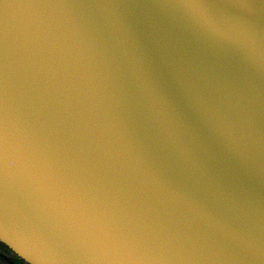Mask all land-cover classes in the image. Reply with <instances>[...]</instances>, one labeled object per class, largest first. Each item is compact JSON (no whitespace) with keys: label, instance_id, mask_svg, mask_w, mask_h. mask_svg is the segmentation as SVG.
Returning <instances> with one entry per match:
<instances>
[{"label":"water","instance_id":"1","mask_svg":"<svg viewBox=\"0 0 264 264\" xmlns=\"http://www.w3.org/2000/svg\"><path fill=\"white\" fill-rule=\"evenodd\" d=\"M0 239L264 264V0H0Z\"/></svg>","mask_w":264,"mask_h":264},{"label":"trees","instance_id":"2","mask_svg":"<svg viewBox=\"0 0 264 264\" xmlns=\"http://www.w3.org/2000/svg\"><path fill=\"white\" fill-rule=\"evenodd\" d=\"M0 264H28L0 241Z\"/></svg>","mask_w":264,"mask_h":264},{"label":"clouds","instance_id":"3","mask_svg":"<svg viewBox=\"0 0 264 264\" xmlns=\"http://www.w3.org/2000/svg\"><path fill=\"white\" fill-rule=\"evenodd\" d=\"M0 240H3V241H5V242H7L5 239H0ZM8 243V242H7ZM9 244V243H8ZM10 245V244H9ZM23 256V255H22ZM24 257V259L28 262V264H31V260H29V259H27L25 256H23Z\"/></svg>","mask_w":264,"mask_h":264},{"label":"snow or ice","instance_id":"4","mask_svg":"<svg viewBox=\"0 0 264 264\" xmlns=\"http://www.w3.org/2000/svg\"><path fill=\"white\" fill-rule=\"evenodd\" d=\"M31 264H34V262L32 261Z\"/></svg>","mask_w":264,"mask_h":264}]
</instances>
